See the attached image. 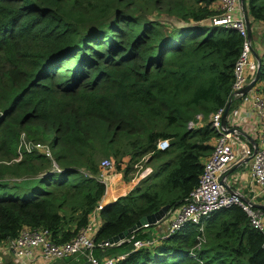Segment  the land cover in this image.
<instances>
[{"label": "trees", "instance_id": "16d2710c", "mask_svg": "<svg viewBox=\"0 0 264 264\" xmlns=\"http://www.w3.org/2000/svg\"><path fill=\"white\" fill-rule=\"evenodd\" d=\"M215 1L0 0V244L23 226L45 228L55 242L70 239L105 192L101 173L129 180L138 161L154 160L151 172L100 207L96 242L185 202L213 148L209 117L232 97L243 40L212 23ZM242 5L248 18L264 21V0ZM159 8V17L148 13ZM257 57L264 94V51ZM22 132L47 141L51 157L21 147L16 159ZM160 139L168 145L158 148ZM153 225L93 252L124 254L114 264L195 262L189 250L199 231L190 222L135 248ZM197 254L204 264H264V231L240 205L220 207L205 221ZM78 256L53 264H91Z\"/></svg>", "mask_w": 264, "mask_h": 264}, {"label": "built area", "instance_id": "2783aa9c", "mask_svg": "<svg viewBox=\"0 0 264 264\" xmlns=\"http://www.w3.org/2000/svg\"><path fill=\"white\" fill-rule=\"evenodd\" d=\"M218 3L220 13L211 17L212 23L231 26L243 38L241 50L233 67L232 97L229 100L240 96L242 100L250 102L252 109L260 118L257 139L251 143L247 142L236 127L225 122L226 117L238 115L237 109L231 112L232 115H226L224 123H222L221 117L225 107H221L212 113L209 120L217 133L212 139L213 148L204 161L198 184L189 192L183 204L168 208L164 220L168 224L163 235L138 238L133 241L135 248L151 246L162 237L176 232L186 223H193L197 225L199 233L196 243L189 250L190 255L195 260L191 264H204L197 251L204 241L205 221L214 210L220 207L231 204L240 205L249 216L250 223L264 231V212L261 207L255 204L258 196L264 195V94L255 88V85L246 93L241 92L243 87L254 78L258 62L253 54V43L248 29L249 21L246 20L241 0H218ZM198 123L189 122V125ZM167 145L168 139H160L157 142L158 148H164ZM21 147L27 151L39 149L51 157V149L48 143L27 139L24 132L20 135L16 159L22 155ZM244 158L250 160V176L252 181L258 185V191L252 193L249 199H244L240 191L233 189L225 175L231 164ZM142 160H146V156ZM100 164L104 170L112 167V162L107 157L102 158ZM135 167L136 170L131 179L136 181H139L152 170L150 166H143L142 161H138ZM106 176L105 172L101 173V178H106ZM101 206L98 204L93 211L97 212ZM148 225L145 223L143 226ZM98 227L99 225L89 217L87 225L80 228L70 239L55 242L50 238L47 229L23 226L17 236L6 241V245L16 255L28 258L33 256L35 250H38V254L45 261L84 255L91 264H114L123 258L124 254L103 255L98 258L93 252L96 245H110L107 240L95 241L94 235ZM0 264H5L1 254Z\"/></svg>", "mask_w": 264, "mask_h": 264}, {"label": "crops", "instance_id": "0c3cea01", "mask_svg": "<svg viewBox=\"0 0 264 264\" xmlns=\"http://www.w3.org/2000/svg\"><path fill=\"white\" fill-rule=\"evenodd\" d=\"M218 1V0H217ZM242 4V0H241ZM249 21V33L251 30L256 28L257 32L261 33L264 31V21L254 20L251 17L248 18ZM256 25V26H254ZM259 28V29H258ZM256 40H253V54H261L264 51V44L261 43L260 39L256 36ZM261 84L256 82L255 88H258ZM231 108L229 107L227 115H232L231 112L234 109L238 110V115L226 117V123L236 127L240 132V135L249 143L254 142L257 139L258 128L260 126L259 115L252 109L249 101H244L240 96L234 97ZM231 104V102H230ZM250 160L248 158L241 159L234 164H231L229 169L225 172L226 178L231 184V187L235 190L241 192L244 199H249L252 193L258 191V185H256L250 176L249 171ZM107 175L106 178H102L105 182L106 189L105 192L99 201V204L103 205L107 202L114 200L117 196L126 193L129 191L138 181L135 179L124 180L122 178L121 172L114 171H104ZM133 176V175H132ZM255 204L264 205V195H259L256 199ZM99 211V210H98ZM92 211L90 218L93 219L97 225H100L101 218L99 212ZM156 225V224H155ZM154 227L153 231L156 235H163L166 231L167 224L165 221H161ZM0 254L3 256L4 260L12 259L15 264H53L56 260L45 261L39 254L38 250L34 251L32 257L28 258L25 256L16 255L9 247L6 245V241L0 244ZM76 258L80 256H75ZM60 259V258H58Z\"/></svg>", "mask_w": 264, "mask_h": 264}, {"label": "water", "instance_id": "95a60500", "mask_svg": "<svg viewBox=\"0 0 264 264\" xmlns=\"http://www.w3.org/2000/svg\"><path fill=\"white\" fill-rule=\"evenodd\" d=\"M246 20H248L247 15H246ZM255 57H256L257 62H258V57L256 54H255ZM258 75H259V66H257L254 78L250 82H248L243 87V89L241 90L242 93H246L248 90H250L256 84L257 79H258ZM229 107H230V101L226 104L224 111L222 113V117H221L222 123H224V120H225V117L228 113ZM256 205L259 207H262V208L264 207V205H262V204H256ZM168 207L169 206L167 204H165V205L161 206L158 210L142 216L133 226L122 230L121 232L107 238L106 240L109 242L110 245L120 244L122 241H124L126 239V237L129 233H131L134 230L138 229L139 227L143 226L145 223L146 224H156L158 222L164 221Z\"/></svg>", "mask_w": 264, "mask_h": 264}, {"label": "rangeland", "instance_id": "374dc122", "mask_svg": "<svg viewBox=\"0 0 264 264\" xmlns=\"http://www.w3.org/2000/svg\"><path fill=\"white\" fill-rule=\"evenodd\" d=\"M212 6L215 8V9H217V10H219V3H218V1L216 0L215 2H213V4H212ZM162 10H163V8H159V9H153L151 12H148L149 14H151V16H153V17H159L160 15L159 14H161V12H162ZM254 26H256V25H254ZM248 29H249V23H248ZM259 29V28H258ZM250 34V33H249ZM251 34L255 37V38H253V40H256L257 41V39H256V36L258 37V39H260V41H262V39H264V36H263V34H264V31L261 33V36H259L260 35V33H258L257 32V30H256V28H254L253 30H251ZM250 37H251V35H250ZM251 39H252V37H251ZM253 40H252V43H253ZM256 58V57H255ZM257 60V59H256ZM49 140H51V136L49 137ZM41 142V141H40ZM44 142V141H43ZM46 143H47V141H45ZM153 163H154V160H153V162L152 163H150V164H148V165H146V166H150L151 168L153 167ZM133 172H134V170H133ZM131 173V174H134V173ZM123 178V177H122ZM125 180V179H124ZM163 222V221H162ZM166 222V221H165ZM166 224H168L167 222H166ZM157 225V224H156ZM155 225V226H156ZM154 226V225H153ZM153 229H154V227H151V230H152V237L153 236H158V235H156V233L153 231ZM161 235V234H160ZM151 237V236H150ZM58 261V260H57ZM56 262V261H55Z\"/></svg>", "mask_w": 264, "mask_h": 264}]
</instances>
